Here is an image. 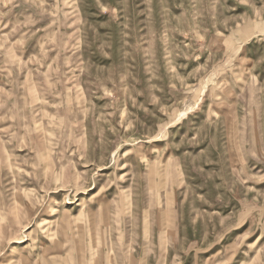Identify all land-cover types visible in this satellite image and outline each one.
Instances as JSON below:
<instances>
[{"label":"rangeland","instance_id":"obj_1","mask_svg":"<svg viewBox=\"0 0 264 264\" xmlns=\"http://www.w3.org/2000/svg\"><path fill=\"white\" fill-rule=\"evenodd\" d=\"M0 264H264V0H0Z\"/></svg>","mask_w":264,"mask_h":264}]
</instances>
